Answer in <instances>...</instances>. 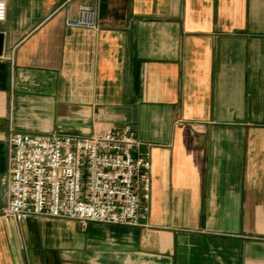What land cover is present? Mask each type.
<instances>
[{"label":"crops","instance_id":"obj_1","mask_svg":"<svg viewBox=\"0 0 264 264\" xmlns=\"http://www.w3.org/2000/svg\"><path fill=\"white\" fill-rule=\"evenodd\" d=\"M0 212L14 132L130 126L144 226L0 215V264H264V0H3Z\"/></svg>","mask_w":264,"mask_h":264},{"label":"built area","instance_id":"obj_2","mask_svg":"<svg viewBox=\"0 0 264 264\" xmlns=\"http://www.w3.org/2000/svg\"><path fill=\"white\" fill-rule=\"evenodd\" d=\"M68 27L98 30L96 3L67 0ZM6 5L0 0V21ZM7 201L2 214L144 226L149 215L150 152L130 126L88 135L14 132L8 147Z\"/></svg>","mask_w":264,"mask_h":264},{"label":"water","instance_id":"obj_3","mask_svg":"<svg viewBox=\"0 0 264 264\" xmlns=\"http://www.w3.org/2000/svg\"><path fill=\"white\" fill-rule=\"evenodd\" d=\"M3 50V34L0 32V55Z\"/></svg>","mask_w":264,"mask_h":264},{"label":"rangeland","instance_id":"obj_4","mask_svg":"<svg viewBox=\"0 0 264 264\" xmlns=\"http://www.w3.org/2000/svg\"><path fill=\"white\" fill-rule=\"evenodd\" d=\"M2 211L0 212V215H1Z\"/></svg>","mask_w":264,"mask_h":264}]
</instances>
